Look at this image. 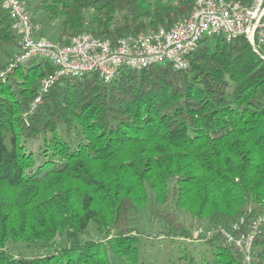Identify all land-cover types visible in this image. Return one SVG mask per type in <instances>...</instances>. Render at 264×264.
Here are the masks:
<instances>
[{"label":"trees","instance_id":"trees-1","mask_svg":"<svg viewBox=\"0 0 264 264\" xmlns=\"http://www.w3.org/2000/svg\"><path fill=\"white\" fill-rule=\"evenodd\" d=\"M32 1L44 19H60L62 43L80 32L116 40L166 27L193 6L26 0ZM6 48L14 70L0 79V264H143L128 213L145 207L148 191L161 203L170 192L174 208L204 227L264 213V60L244 36H203L185 69L161 62L122 68L109 81L96 73L59 77L32 113L29 102L55 66L42 58L16 63L19 36L0 6V53ZM60 123L75 127L79 143L71 147L53 133V156L38 162L21 139L55 132ZM157 215L193 236L175 212ZM90 221L100 240L62 243L67 230L84 231ZM197 238L212 249L209 264H244L220 232ZM9 241L36 249L13 253ZM253 254L252 264H264V225Z\"/></svg>","mask_w":264,"mask_h":264},{"label":"built area","instance_id":"built-area-1","mask_svg":"<svg viewBox=\"0 0 264 264\" xmlns=\"http://www.w3.org/2000/svg\"><path fill=\"white\" fill-rule=\"evenodd\" d=\"M190 14L169 26H160L141 33H129L116 40L99 38L88 32L72 35L66 42L51 41L40 35V24L30 16L26 0H0V6L11 18L19 36L16 63L42 58L55 66L39 86L28 113L41 102L53 82L62 76L96 73L103 80L115 78L122 68L140 69L169 62L175 69L189 66V55L205 35H221L226 40L244 36L252 50L264 60V0H192ZM8 68L6 71L12 70ZM5 72L0 70V76ZM264 225V213L246 221L236 218L214 227H197L193 237L220 232L242 256L244 264L255 257V236Z\"/></svg>","mask_w":264,"mask_h":264},{"label":"rangeland","instance_id":"rangeland-1","mask_svg":"<svg viewBox=\"0 0 264 264\" xmlns=\"http://www.w3.org/2000/svg\"><path fill=\"white\" fill-rule=\"evenodd\" d=\"M35 3L32 1L28 4L30 13L33 12L36 15L43 36L56 42L59 36L60 19H44L43 15L38 12ZM6 49L5 52L0 53V66L3 64L0 70L5 72L4 75L0 76L2 80H5L14 70L12 66V70L6 71L11 68L8 62H10L13 54L12 50ZM33 99L29 102L27 110H29ZM53 133H56L71 147L77 146L81 139V134L76 131L73 125L68 128L64 123H60L55 132L40 133L26 141L21 139V143L25 145L27 151L32 152L38 162H41L53 156V149L50 145ZM44 148L46 151L42 152ZM148 195L149 198L145 207L132 208L128 213L130 224L135 228L140 261L143 264H209L213 258L212 249L204 242V239L182 236L179 230L170 227L162 216L157 215V212L163 214L169 211L175 212L177 219L182 223V227L189 232L200 227L196 220L186 210L174 208V197L170 192L163 203L154 201L151 191H148ZM102 237L103 234L97 230L96 224L90 221L84 231L67 230L61 241L62 243L71 240L83 242L88 239L100 240ZM7 246L13 253H23L26 256H30L36 249L35 243L24 241L15 243L9 241Z\"/></svg>","mask_w":264,"mask_h":264}]
</instances>
